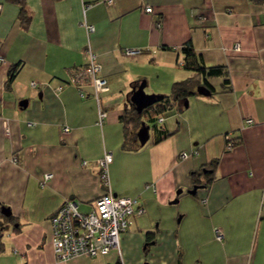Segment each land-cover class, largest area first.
Here are the masks:
<instances>
[{"label":"crops","instance_id":"crops-1","mask_svg":"<svg viewBox=\"0 0 264 264\" xmlns=\"http://www.w3.org/2000/svg\"><path fill=\"white\" fill-rule=\"evenodd\" d=\"M23 7L25 26L20 4L0 0V210L9 209L0 211V264H264V0H24ZM186 43L201 64L225 71L208 78L211 98H198L194 86L191 111L190 101L170 95L172 83L192 73L175 68ZM87 49L108 85L98 99L77 75ZM141 80L147 93L165 96L163 120L144 144L140 115L137 126L121 118ZM105 152L107 184L97 164ZM194 184L201 186L188 193ZM109 191L143 208L129 215L119 249L56 260L48 217L66 199L88 212ZM175 197L177 221L163 212ZM134 241L148 246L136 260L127 255Z\"/></svg>","mask_w":264,"mask_h":264},{"label":"built area","instance_id":"built-area-1","mask_svg":"<svg viewBox=\"0 0 264 264\" xmlns=\"http://www.w3.org/2000/svg\"><path fill=\"white\" fill-rule=\"evenodd\" d=\"M111 2V0H106ZM145 11H150V6H145ZM87 31L93 30V25L84 23ZM235 48H238L235 44ZM140 52L139 48H127L125 53L134 55ZM87 62L77 73L79 76L87 77L92 83L94 96L98 99V92L108 89L107 81L104 77L98 76L99 64L96 62L94 53L87 49ZM3 56H0V63ZM32 85L35 83L32 81ZM82 97H86L84 92H80ZM105 112L98 107V120L100 121ZM163 116H157V122H161ZM248 123L251 119L246 120ZM5 126V124H4ZM5 129L7 127L5 126ZM69 128L63 126L62 133H67ZM227 147L233 141L226 136ZM195 153V151L193 152ZM189 155L186 151H180L179 157L184 158ZM111 159V153L105 152L103 157L97 160L100 169V177L104 184L108 183L107 165ZM46 173L44 177H49ZM204 199H202L203 201ZM143 208L139 206L138 200L133 196L113 195L110 191L103 193L93 200V209L88 212H81L77 208L74 200L66 199L48 217L50 228V243L53 254L58 261H65L76 256H96L105 254L110 249H119V234L124 231L129 223V215L140 213ZM215 237L221 239L222 232L219 228H214Z\"/></svg>","mask_w":264,"mask_h":264},{"label":"trees","instance_id":"trees-1","mask_svg":"<svg viewBox=\"0 0 264 264\" xmlns=\"http://www.w3.org/2000/svg\"><path fill=\"white\" fill-rule=\"evenodd\" d=\"M16 1L20 4L21 7V14H20V23L21 25H26L28 22V18L26 17L24 13V0H13ZM181 50L184 53L185 57L184 60L181 62L182 66L185 67L186 69L190 70L192 73L186 77L185 79L174 81L172 83V88H171V96L172 97H178V98H186V96L192 92H195L193 90L194 86L198 84H203L207 88L211 89V85L208 82V78L215 76V75H221L225 71L223 69V66H204L199 62V55L194 52L192 49L191 45L189 43H186L181 46ZM188 58H194V60ZM15 73V67H12L9 70V77L8 81L11 80L14 76ZM164 98L165 96L162 95ZM160 102V101H159ZM157 103L151 104L148 108H152V110L155 112V122L157 120V116H159V113L161 112V106ZM130 113H126L122 115V120L127 123L130 122L134 126H137L138 123L140 122L139 120V115L140 113H137L133 106L130 107ZM146 108V109H148ZM152 111V112H153ZM157 123V122H156ZM216 160H212V163H215ZM195 183H197L196 180H194ZM149 233H148V238H149Z\"/></svg>","mask_w":264,"mask_h":264},{"label":"water","instance_id":"water-1","mask_svg":"<svg viewBox=\"0 0 264 264\" xmlns=\"http://www.w3.org/2000/svg\"><path fill=\"white\" fill-rule=\"evenodd\" d=\"M144 87V81L141 80L137 84L132 85L130 93L128 94V101L131 106L135 109L137 113H140L142 109L146 108L147 106L153 104L156 100L162 98V94L157 93H146L143 89ZM195 91L202 95H207L210 93V90L203 84H198L195 88ZM19 105H24L25 100H21L18 102ZM187 102L185 100L184 105H186ZM136 136L139 141V144H144L146 140L148 139L149 133H148V125L144 122H140V126L138 127L136 131ZM201 186L198 184H194L190 189L187 190L188 193L194 194L197 187ZM181 189L176 190V194H179ZM113 195H116L113 193ZM178 200L177 197L170 200V203L176 202ZM1 213L4 215L9 214V209L6 207L1 208Z\"/></svg>","mask_w":264,"mask_h":264},{"label":"rangeland","instance_id":"rangeland-1","mask_svg":"<svg viewBox=\"0 0 264 264\" xmlns=\"http://www.w3.org/2000/svg\"><path fill=\"white\" fill-rule=\"evenodd\" d=\"M176 71H178V74H183L186 71V68L183 66H179L176 65ZM175 71V70H174ZM175 71V73H176ZM144 91L146 92V90L148 89L147 87H143ZM147 93V92H146ZM157 93V92H156ZM166 95V92H165ZM198 98L202 99H207V98H211V95H200L198 94ZM194 97L190 96L189 98H185V100H187V103L190 101V104H192V106L188 107V110H192L193 109V105H194ZM161 99L156 100L154 103L159 102ZM184 105V103H183ZM186 106V105H185ZM155 112H151L149 113L147 109H143L142 112L140 113V120L144 121L147 125H148V132H149V136H148V140L149 137L151 135V131L153 130L154 124L155 122ZM182 207V201L180 199H178L176 202L173 203H167L166 207L164 208L163 212L166 213L165 215H170L174 217V221H177V217L179 215H181V208ZM1 220H3L0 217ZM5 222V221H4ZM7 223V222H6ZM9 223V222H8ZM148 249V246L145 247L144 242L142 243H137L136 241H134L133 243L131 242L129 249L127 250V255L129 256L130 259L132 260H136L139 259L142 255L146 254ZM147 257V256H146ZM134 262V261H133ZM147 262V260H144L142 263ZM138 264V263H135Z\"/></svg>","mask_w":264,"mask_h":264}]
</instances>
